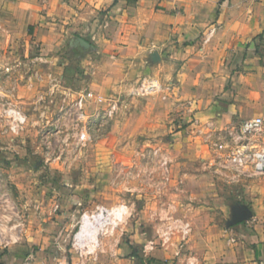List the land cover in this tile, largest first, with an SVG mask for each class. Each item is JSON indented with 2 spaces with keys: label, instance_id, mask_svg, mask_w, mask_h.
Returning a JSON list of instances; mask_svg holds the SVG:
<instances>
[{
  "label": "rangeland",
  "instance_id": "374dc122",
  "mask_svg": "<svg viewBox=\"0 0 264 264\" xmlns=\"http://www.w3.org/2000/svg\"><path fill=\"white\" fill-rule=\"evenodd\" d=\"M19 38L13 45L0 36V247L12 244L23 226L27 232L40 226L65 264H120L118 256L132 253L131 235L155 237L153 207L207 203L223 220L230 207L249 206L245 185L259 177L233 181L210 165V156H192L199 142L185 139L181 110L167 111L165 83L149 77L125 92L101 93L88 84L91 64L80 62L79 50L65 42L62 49H25ZM145 80L157 89L137 94ZM86 92L95 99L79 106ZM187 173L198 178L190 181ZM97 205L123 208L122 218L99 229L94 241L84 236L77 248L83 214ZM169 215L179 217V209ZM122 244L126 250L114 254Z\"/></svg>",
  "mask_w": 264,
  "mask_h": 264
},
{
  "label": "crops",
  "instance_id": "0c3cea01",
  "mask_svg": "<svg viewBox=\"0 0 264 264\" xmlns=\"http://www.w3.org/2000/svg\"><path fill=\"white\" fill-rule=\"evenodd\" d=\"M1 35L13 45L20 35L25 49H62L66 43L79 50L80 62L91 64L88 84L101 93L125 92L149 77L165 83L167 111H182L185 139L199 142L192 156L204 161L210 156L206 140L226 125L253 116L264 121V0H0ZM76 36L92 47L71 46ZM255 177L245 185L249 206L230 207L223 220L207 203L153 207L155 237L131 235L132 253L117 261L264 264V175ZM189 189L190 198L196 197ZM238 208L252 217L232 223ZM170 209H179L180 216L169 215ZM38 227L27 232L23 226L12 244L3 243L0 263L30 257L29 264H65ZM121 250L126 246L113 253Z\"/></svg>",
  "mask_w": 264,
  "mask_h": 264
},
{
  "label": "built area",
  "instance_id": "2783aa9c",
  "mask_svg": "<svg viewBox=\"0 0 264 264\" xmlns=\"http://www.w3.org/2000/svg\"><path fill=\"white\" fill-rule=\"evenodd\" d=\"M153 81V80H152ZM152 81H142L136 89L137 94H148L157 89V85ZM95 99L91 92L82 93L78 96V105L82 106L86 101ZM116 109V104H112L108 115ZM12 110V109H11ZM15 118L20 119L18 113L12 110ZM215 138H209V148L212 151L210 155V165L215 166V170L231 180H237L242 177H255L264 175V121L261 116L243 118L239 123H230L221 131L215 134ZM123 208H106L97 205L94 213L89 217L95 221L99 215L105 216L106 223L104 227L111 224L115 227L122 218ZM104 214V215H103ZM86 214H83V216ZM79 233V232H78ZM78 233L74 236L73 244L81 248L84 241L79 238ZM167 236L162 239L165 240ZM92 241V239L89 238ZM94 241V240H93ZM153 246L155 243L149 241ZM83 251L80 250L82 256ZM30 257H27L21 264H29ZM185 264H195L186 262Z\"/></svg>",
  "mask_w": 264,
  "mask_h": 264
},
{
  "label": "bare ground",
  "instance_id": "6f19581e",
  "mask_svg": "<svg viewBox=\"0 0 264 264\" xmlns=\"http://www.w3.org/2000/svg\"><path fill=\"white\" fill-rule=\"evenodd\" d=\"M106 219L107 218L105 216L99 215L98 217H95V221H94L89 216L84 215L83 224L78 233L79 238H83L84 236L90 235V239L92 240L96 239V233L99 229H102V227L106 223Z\"/></svg>",
  "mask_w": 264,
  "mask_h": 264
},
{
  "label": "water",
  "instance_id": "95a60500",
  "mask_svg": "<svg viewBox=\"0 0 264 264\" xmlns=\"http://www.w3.org/2000/svg\"><path fill=\"white\" fill-rule=\"evenodd\" d=\"M71 46L80 47L84 50L90 49L92 46L89 42L81 37H73L71 41ZM249 212L244 208H238L233 211V217L231 219L232 223H239L245 221L249 218Z\"/></svg>",
  "mask_w": 264,
  "mask_h": 264
},
{
  "label": "trees",
  "instance_id": "16d2710c",
  "mask_svg": "<svg viewBox=\"0 0 264 264\" xmlns=\"http://www.w3.org/2000/svg\"><path fill=\"white\" fill-rule=\"evenodd\" d=\"M1 264V263H0Z\"/></svg>",
  "mask_w": 264,
  "mask_h": 264
}]
</instances>
